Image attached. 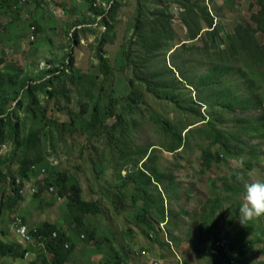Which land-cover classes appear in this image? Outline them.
<instances>
[{
	"label": "rangeland",
	"instance_id": "rangeland-1",
	"mask_svg": "<svg viewBox=\"0 0 264 264\" xmlns=\"http://www.w3.org/2000/svg\"><path fill=\"white\" fill-rule=\"evenodd\" d=\"M111 1L98 0L104 11L106 6L110 7ZM197 1L208 6L211 14L215 15V22L221 23L226 32L233 29L235 22L250 21L251 14L257 10V0ZM9 7L11 11L0 15V35L4 41L0 54L7 61L15 64L23 75L38 82L51 76V73L41 76L42 72L48 69H60L61 74L63 64L69 62V53L73 55V64L64 70L65 96L57 95V101L55 98H47L43 93H40V97L44 105L48 102L52 118L55 117L60 122L74 118L77 124L76 131L72 134L70 125L67 124L65 136L69 142L60 140L54 142L52 136H43V144L46 151L51 152L50 157H46L47 160L49 159L48 163L55 167L59 166L61 171L65 167L71 169V174L83 182L86 197L93 195L90 185L95 187L97 181L105 184L104 193L101 192L99 196L104 213L93 218L91 226L97 227L98 239L106 236L109 237V242L106 241L101 246L95 244L96 240L87 243L81 234L79 236V232L74 229L68 230L69 222H67L64 229L68 231L70 238L79 244L67 258L62 259L51 253L45 241H40L39 249H24V258L0 257V264H44L45 256L50 264L53 261L62 264H98L100 261L106 264L111 254L116 253L112 252V248H117L119 253L128 255L129 259L124 261V264L139 262L151 264V260L155 257L162 264L163 262L164 264H208V260L210 264H215L213 259L204 255L201 250L211 241L209 237L212 235L208 236V231L213 233V230H216L221 236H226L228 233L240 236L239 243L232 242V247L237 248L236 257L241 255L245 241H256L257 235L251 225L258 227L260 225L258 219H251L242 224L237 216L229 224L230 216L227 215L226 218L221 216L232 207L234 199H225L224 209L207 220L203 217V211L208 208L206 205L211 199H216L222 194L221 189L213 187V182L221 187L224 178H231L238 172L240 173L237 175L243 176L240 179L247 182L264 180V143L262 145L257 139H251L246 143L245 148L240 149L239 145L233 144V153L236 151L239 153L237 158L225 156L222 162H213L210 169H203L201 151L204 144L209 143L210 140L200 135L189 138L186 129L181 131L179 124L180 131L188 144L179 151H168L170 138L163 129V116L186 122L185 116L182 117L180 113V105L177 103L180 99L176 96L177 92L166 88L175 86L177 78L184 83L179 84L183 91L182 99L186 103L194 102L196 105L195 113L186 114L188 120L197 121L204 118L205 121L213 122L220 130L225 131L233 130L236 123L235 113L219 111L213 105L202 103L198 100L200 93L190 86L188 81L181 79L182 73L198 79L207 71L209 63L214 61V56L211 59V55L205 49H196L203 42L201 37L195 41L188 40V30L182 21V9L178 4L171 0H117L115 15L106 14V22L111 26L109 35L112 41L106 44L104 52L111 65V74L102 89L100 87L104 75L97 55V46L108 26L102 23V19L100 20L101 15L97 18L96 13L91 10V0H31L25 4L9 0ZM140 7L142 19L151 18L153 12L169 17L167 30L161 38L160 46L151 52L142 46L137 37L133 38ZM206 29L203 28L201 34ZM75 32L78 36L77 42H73ZM132 41L133 45L129 53V44ZM183 43L186 44L182 45ZM165 65L172 68L175 74ZM229 85L232 88L231 83L226 84L225 87ZM100 93L103 94L100 106H110L113 98L120 101L116 114L111 118L108 117L104 122L109 126L116 121L119 122L118 129L113 133L105 127L92 131L87 124ZM250 114L254 115V112ZM20 115L21 119L30 123L29 114L21 111ZM119 115L122 116L121 122ZM203 123L200 121L188 128L199 127ZM37 126L38 121H34L33 127ZM176 127L178 128V124ZM88 139L94 146L86 144L84 147L87 146V152L90 151L89 154L97 157V161L92 165L79 157L78 149L82 146V142ZM249 143H258L259 149L258 157L252 158L251 162L246 161L249 159L246 157L250 150ZM217 149V146L213 147L214 151ZM12 151L11 143L0 146L1 161L8 164ZM149 155L155 156L152 167L166 176L157 189L154 184L149 188L153 198L162 189L164 190L163 203L166 210L171 212L167 219L168 224L163 223L166 229L156 233L161 241L169 242L166 248L160 247L156 236L150 238V234H146L145 226L137 223L132 217L140 214L144 206L143 196L139 197L135 205L131 203V193L135 192L133 185L127 190L130 201L126 200V208L114 205L112 194L108 193L109 189L118 188L115 171L117 166L121 168L122 175H127L133 171V161L139 160L138 165L141 167ZM241 160L243 164L240 163ZM13 161L11 168H7L10 180L18 164L17 158ZM101 164L106 168L102 166L99 179H95L96 170L94 171L93 166L99 170ZM171 176L174 177L175 185L166 190L165 187L169 186ZM36 177L33 175L26 179L27 193L23 197L20 195L15 208L2 209L0 239L6 241L15 239L14 231L11 229L14 215L23 219L25 217L27 222L24 223L29 231L32 230L31 226L37 227L43 223L61 225L68 219L67 200H59L56 195L49 193L44 199L31 194L29 188L36 185ZM38 178H41V175H38ZM10 180L4 183L6 197L13 195ZM232 181L234 182L231 178L229 183ZM243 193L236 196L235 200L242 203ZM157 205L155 203V208L150 211L151 215L156 214ZM226 238L230 240L229 236ZM176 240H180V244H177ZM171 248H174V252ZM142 249L147 251L140 253ZM260 251V249L251 251L250 260L253 263H259L264 259V249L262 256ZM205 253L207 254V251ZM229 257L232 260L231 264H236L235 259L231 255ZM76 258L77 260L71 263Z\"/></svg>",
	"mask_w": 264,
	"mask_h": 264
},
{
	"label": "trees",
	"instance_id": "trees-1",
	"mask_svg": "<svg viewBox=\"0 0 264 264\" xmlns=\"http://www.w3.org/2000/svg\"><path fill=\"white\" fill-rule=\"evenodd\" d=\"M31 1V0H30ZM178 4L181 9V17L184 25L188 30V40H197L202 38L203 42L196 49L204 50L211 55L213 62L209 63L207 71L196 77L188 76L182 73L181 79L188 81V84L200 93L198 100L208 105H213L219 111H228L235 113L236 123L234 129L225 131L220 130L217 124L209 121H205L204 118L199 120L190 121L187 119V113H195V103H186L181 97L182 90L179 84H184L179 78L176 79V85L172 87H166L170 90L176 91V96L180 99L177 103L180 105L181 116L186 118V122L173 120L163 116L164 132L170 138L168 151H179L184 148L188 143L185 142L181 131L184 129L188 132V137H194L195 135L204 136L210 140L209 143L204 144L201 151V164L203 169H210L214 163L222 162V158L225 156L236 157L237 151L233 153V144L239 145L240 148H245L246 143L251 139H257L260 144L264 143V0H257V10L251 14L250 21H239L234 23V27L231 31H225L221 23L215 22V15H212L208 10V6H204V3L197 0H171ZM19 0H16L18 3ZM98 0H91V10L96 13L97 18L99 15L102 17V23L104 22L106 29L98 43L97 55L100 60V66L104 77L101 80V89L104 88L109 75L111 74V65L106 57L104 48L110 38L109 32L111 26L106 22V14L115 15L117 10V0H112L109 3L110 7L106 6L105 11L101 9L102 5H95ZM213 3V1H211ZM107 8V10H106ZM223 10V9H222ZM9 0H0V15L3 12H9ZM220 10L218 9V12ZM142 9L140 7L138 19L134 26L133 38L137 37L142 46L151 52L154 48L160 46L161 38L168 26V16L161 13H152V17L148 19H142ZM1 22V17H0ZM1 25V24H0ZM37 28V27H36ZM207 28L203 34L201 30ZM1 29V28H0ZM35 29V27H34ZM73 42H77L78 36L75 32ZM73 36V34H72ZM0 35V48L4 41ZM186 43H183L184 45ZM133 41L129 44V53L132 49ZM181 45V46H182ZM180 46V47H181ZM179 48V47H178ZM235 57V59H233ZM68 63H64L62 69H48L43 71L41 76L45 73H51L48 79L42 81H33L32 78L23 75V72L18 67L7 61L0 54V146L6 143H11L13 151L10 155L8 164L1 161L0 155V215L3 208L9 209L15 208L20 200L21 190L26 182V179L30 176L36 177L37 192L35 197L44 199L47 193L56 195L59 200L68 201V219L60 225V223H43L37 227H31L32 233L35 238H40V241H45L48 250L57 256L67 258L68 255L74 251L78 242H71L70 234L64 226L69 222L68 230H76L79 232V236L83 237V240L87 243H91L94 240L98 246L103 245L108 241L109 237L97 236V227L91 226L92 219L103 215L102 200L99 197L100 193H104L105 184L97 181L95 187L90 185V189L93 195L86 197L84 195V184L76 176L71 174V169L65 167L62 171L60 167L50 165L46 157H50L51 152L46 151V147L43 144V136H52L53 141H65L69 142L65 136V129L67 124L70 125V131L72 134L76 131V121L71 118L70 121H63L52 118L48 102L44 105L43 99L40 97V93H43L47 98H55L57 101V95L65 96L64 87L66 84V77L64 76V70L66 67H70L73 64V55L69 53ZM199 60V59H198ZM7 63V65H6ZM201 63V61H200ZM208 63V62H206ZM171 73L172 68L165 65ZM231 83V86L225 87L226 84ZM177 87V88H174ZM103 94L100 93L96 101V104L91 112V118L88 119V125L95 131L100 128H107L115 131L119 127V122H115L109 126L104 124L107 118H111L116 114L120 101L113 98L110 106H100L102 103ZM40 104H43L41 108H38ZM197 105H202L197 103ZM25 111L31 116V121L28 124L27 120L21 119L20 112ZM254 112V115L250 114ZM256 112V113H255ZM243 114L245 116L243 117ZM121 115L119 120L121 122ZM196 118V117H195ZM38 121V126L33 127V122ZM203 121L204 123L195 128H188L194 124ZM32 123V124H31ZM178 124V128L176 127ZM181 131H180V125ZM74 136V135H73ZM75 138V137H73ZM72 142V139H71ZM234 142V143H232ZM94 145L90 140L82 142V146L79 147V157L85 159L92 165L94 161H97L96 155L93 156L90 151L87 152L84 145ZM251 143L248 144V146ZM258 143L251 144L250 150L247 154L246 161L251 162V159L258 157L257 148ZM155 146V145H154ZM217 146V151L213 150V147ZM247 146V147H248ZM155 148V147H154ZM87 152V154H85ZM75 153L72 155L74 156ZM239 154V153H238ZM71 155V156H72ZM128 157V156H127ZM17 158V170L12 175L10 180V173L7 168H11L13 159ZM155 160V156L149 155L147 160L142 163L140 167L139 160L133 161V171L127 175H122V170L119 166L115 168L117 172L118 183L117 189H109L108 193L112 194V202L116 206L126 208V200L132 204H136L139 201V197L143 196L144 206L140 214L132 215L137 223L145 226L146 234H150V238L156 236V241L162 247H168L169 242L161 241L157 234L166 228L163 223L168 224L171 212L166 210L163 203L164 190L157 193L155 198L149 192L152 184L156 186V189L163 183L166 177L163 173H158L155 167H152V162ZM7 164V165H6ZM103 168H106L101 164L100 169L97 170L94 166L96 177L99 179ZM45 169L44 174H40L42 169ZM251 169V167H249ZM232 175V183H229L231 178L226 177L223 179L222 186H217L213 182V187H217L222 190V194L216 199H211L206 205L208 208L203 211L204 219L217 213L219 210L224 209L223 202L225 199H234L232 207L225 215H221L223 218L230 216L228 223L232 222V219L238 216V209L241 205L239 200H235L236 196L241 195L244 192V179H240L243 176ZM41 175V178H38ZM239 177V178H238ZM10 180V185L13 189V195L7 196L5 193L6 185L4 183ZM20 180V182H18ZM170 183L167 189H171L175 185L174 177H169ZM133 185L135 192L131 193L130 200L129 192L127 191L130 186ZM54 187V191H50V187ZM103 187V190H102ZM22 196V195H21ZM58 200V199H57ZM156 207V214L151 215L150 211ZM14 210V209H13ZM25 219V217H24ZM260 221V225L255 227L257 230L258 238L256 241H245L243 243L244 249L242 255L236 257V247H232V242L239 243L240 236L228 233L226 236H221L220 232L213 230L208 231V236L211 239L207 245L202 247L204 255L213 259L215 264H231L230 255L235 259L236 264H250L246 262L251 254V250L254 245H258L264 242V215L263 218L257 217ZM254 225V224H253ZM168 226V225H167ZM252 228V227H251ZM39 230V231H38ZM57 233V236L52 237L53 232ZM81 232H84L82 234ZM157 233V234H156ZM230 237V240L226 237ZM169 237V235H168ZM68 243V246L66 244ZM177 244H180V240H176ZM202 244V243H200ZM30 245V244H29ZM28 245V246H29ZM38 245V243H37ZM27 246V247H28ZM37 250V247H33ZM172 251L174 248H171ZM260 248V256L263 255ZM147 249L140 250L146 252ZM207 251V254L205 253ZM111 264H124V261L128 260L127 254H121L117 248H112ZM174 252V251H173ZM137 253V252H136ZM40 254V253H39ZM14 256L17 259L24 258V249L21 245L13 242L0 239V257ZM66 256V257H65ZM45 256L44 264H50L49 260ZM246 259V261H245ZM57 260V259H56ZM61 261V259L59 260ZM264 264V259L260 260ZM54 261L51 263L53 264ZM62 264V263H54ZM151 264H161L160 261L151 260ZM208 264H210L208 260ZM251 264L253 262L251 261Z\"/></svg>",
	"mask_w": 264,
	"mask_h": 264
},
{
	"label": "clouds",
	"instance_id": "clouds-1",
	"mask_svg": "<svg viewBox=\"0 0 264 264\" xmlns=\"http://www.w3.org/2000/svg\"><path fill=\"white\" fill-rule=\"evenodd\" d=\"M240 163L243 164V160H241ZM243 195H244V200L238 209V217H239L238 220L240 221V223L244 224L245 222L250 221L251 219L252 220L257 219V217H260V216H261V218H263V215H264V180H254L252 182L245 181L244 182V193H243ZM22 197H23V195H22ZM14 216H16V215H14ZM23 221L27 222L25 219H23ZM29 227H30V225H29ZM251 227L254 228L255 233L257 235V238H258V234H257V230H256L255 226L251 225ZM11 229L14 231V234H15L13 224H12ZM30 233L32 234V237H34L32 230L30 231ZM12 241L21 245L23 247V249L33 248L34 246L37 247V249H39L37 243H35V245L30 244L29 246L19 243L16 234H15V239ZM258 246L264 247V242H262L258 245H254L252 250L253 249L257 250V249L262 248V247H258ZM247 262L251 264V261H249V257H248ZM261 263L262 262H259V263L256 262L253 264H261Z\"/></svg>",
	"mask_w": 264,
	"mask_h": 264
},
{
	"label": "built area",
	"instance_id": "built-area-1",
	"mask_svg": "<svg viewBox=\"0 0 264 264\" xmlns=\"http://www.w3.org/2000/svg\"><path fill=\"white\" fill-rule=\"evenodd\" d=\"M20 3H28L30 2V0H19ZM100 3L99 2H96L95 5H99ZM109 7V6H108ZM45 173V169L43 168L40 172V174H44ZM18 182H20V180H18ZM26 183L24 184L22 190H21V194L22 195H25L27 193L26 191ZM31 194H35L37 192V186L34 184V187H31L29 188ZM50 191H54V187H50ZM13 227H14V230H15V234L18 238V241L19 243L23 244V245H29V244H32V245H35V243H38L40 242V238H34L32 237V234L30 233V231L28 230V227L27 225L24 223L23 219L20 217V216H14L13 217ZM57 236V233L54 231L52 233V237H56ZM66 246H68V243L66 244ZM145 253V252H143ZM159 261V260H157Z\"/></svg>",
	"mask_w": 264,
	"mask_h": 264
},
{
	"label": "crops",
	"instance_id": "crops-1",
	"mask_svg": "<svg viewBox=\"0 0 264 264\" xmlns=\"http://www.w3.org/2000/svg\"><path fill=\"white\" fill-rule=\"evenodd\" d=\"M72 241V243H74V242H76V240H73V239H71ZM81 246V245H80ZM161 248H163L162 246H160ZM82 249H83V247H81ZM86 248V247H85ZM166 248V247H165ZM162 258H165V257H162ZM75 260H77V258L76 259H74V260H72L71 261V263H73ZM152 260H157V257H155L154 259H152ZM162 262H163V260H162ZM98 264H104V263H102V262H98ZM106 264H111V262H110V260L108 259V261H107V263ZM133 264H143V263H133ZM162 264V263H161ZM163 264H164V262H163Z\"/></svg>",
	"mask_w": 264,
	"mask_h": 264
}]
</instances>
